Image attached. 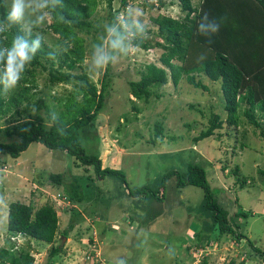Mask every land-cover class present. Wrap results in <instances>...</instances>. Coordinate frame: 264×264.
Returning <instances> with one entry per match:
<instances>
[{
    "label": "rangeland",
    "instance_id": "obj_1",
    "mask_svg": "<svg viewBox=\"0 0 264 264\" xmlns=\"http://www.w3.org/2000/svg\"><path fill=\"white\" fill-rule=\"evenodd\" d=\"M6 1L10 3V0ZM152 2L138 0L130 5L142 10V18L148 29L155 27L151 17L165 14L177 18L181 14L177 2L160 11L149 5ZM119 6L120 1L117 0L114 7L117 9ZM107 7L108 0H101L99 12L91 20L95 26L101 27L98 33L97 28L93 29L97 41H100L104 25L108 23ZM49 35L50 39L57 38L51 32ZM54 39L51 41L55 43ZM86 39V61L89 62L85 67L100 87L106 69L99 74L90 71L93 45L98 42L93 36H86ZM161 52L137 48L112 66V72L117 75L111 92L110 109L99 115L94 128L88 127L79 137L87 153L97 156L104 168L123 172L130 187L133 190L147 188L146 195H130L118 177L94 178L95 184H92L86 203L79 205L89 208L87 211L81 208L85 215L75 220V227L68 239L59 235L57 240L64 247V252L53 264H98L97 260H100V264H196L207 255L212 264H261L246 256L251 253V248L245 239L224 235L217 240L218 231L209 233L212 211L202 208L205 200L202 189L194 186L178 189L175 177L167 180L164 188H161L162 178L167 173H185L190 165L204 168L216 201L228 211L230 225L235 231L238 226V233L244 234L264 250V184L258 175L260 170H264V139L243 118V125L237 129L225 125L221 131L222 139L211 137L193 142L200 131L209 126L208 105H214L213 111L223 119L227 118L222 110L220 85L202 77L209 86V92L195 89L186 79L180 82L178 93L171 85L167 88L157 86L154 92L157 91L162 98L136 101L140 114L137 118L132 113L130 99L133 98L128 92V81L139 80L140 70L158 64ZM44 83L45 78H41L42 94L39 98L44 99L51 109L60 104L58 98L64 101L74 88V84L44 87ZM190 104L202 105L207 116H200V112L188 108ZM159 121L164 122L168 139L148 144L147 139L151 138L153 127ZM5 123L3 120L0 125ZM186 125H192V128ZM230 129L237 131V135L231 133ZM229 133L230 136H227ZM223 166H227L228 170L224 171ZM236 167L240 168L241 175L250 178L243 189L235 184V177L231 175ZM1 172L0 250L4 247L11 249L7 244L10 203H33L36 208L46 203L53 204V201L60 203L63 187L58 189L48 185L46 180L50 173H62L68 180L72 175L95 176L93 171L86 174L84 169L75 168L68 154L50 151L39 143L31 144L18 160H8V165L0 168ZM40 181L44 182V186L40 185ZM150 191L159 192L158 198L154 199ZM64 213L62 209L59 210L61 231L68 228L71 217L68 212ZM237 213H245L248 217L238 218ZM195 233H200L201 238L215 240L213 246L196 247L199 242ZM91 238L94 242L90 241ZM10 241L16 248L30 250L34 264L48 263L50 245L23 237Z\"/></svg>",
    "mask_w": 264,
    "mask_h": 264
},
{
    "label": "trees",
    "instance_id": "obj_2",
    "mask_svg": "<svg viewBox=\"0 0 264 264\" xmlns=\"http://www.w3.org/2000/svg\"><path fill=\"white\" fill-rule=\"evenodd\" d=\"M119 1L120 6L116 9L114 4L117 0H108V23L115 15L125 13L131 4L138 0ZM100 2L101 0H64L65 8L57 11L66 17V22L59 23L53 19L50 24L35 28L33 36L37 33L43 36L42 48L26 68L15 89L5 94L0 88V123L6 121L5 125H0V134L3 137L0 139V168L6 167L8 160H18L31 144L39 143L50 151L58 150L68 154L73 159L75 168L84 169L86 174L91 171L95 173V176L85 175L86 177L72 175L71 180L62 173H50L46 180L48 185L58 189L63 187L60 193L62 201L58 204L53 201V204L46 203L36 208L33 203H10L7 244H10L11 249L4 247L0 250V264L35 263L30 250L16 248L10 241L20 237L50 245L47 264H53L64 252V247L57 239L60 234L68 239L75 227V220L85 215L79 205L86 203L95 179L118 177L130 195L134 196L146 195L148 191L147 188L133 190L123 172L104 168L103 162L97 156L88 154L79 139L85 129L95 127L99 115L110 109L111 92L117 75L109 65L103 73L99 87L85 67L88 57L86 36H93L97 41L93 29L97 28L98 33L101 28L91 21L99 12ZM175 2L180 8V16L174 18L159 14L157 17H151L155 27L148 29V39L138 47L143 51L162 52L158 64L154 63L148 69L140 70L139 80L128 81V92L133 98L130 99L132 113L136 116L140 114L136 101L148 102L152 97L158 100L162 98L161 94L154 92L157 86L167 88L171 85L178 93L180 82L186 79L195 89L209 92V86L202 80V77H206L212 84L220 85L222 110L226 112L227 118L223 119L213 111L214 105H208L209 126L201 130L193 142L198 143L211 137L222 139L221 131L225 125L237 129L243 125V118L253 126L255 133L264 139V0H153L149 5L160 11L167 5L173 6ZM8 6L10 3L0 0V18L4 16ZM205 13L212 18L222 19L220 31L211 38L202 36L197 31V25ZM53 16L55 17L56 13ZM18 31V26L10 29L6 40L0 38V46L10 45ZM49 32L57 36L52 38H55V43L48 38ZM66 40L71 43V47L67 52H62L59 49ZM50 51L56 52L54 60L48 57ZM201 54H204L205 59L198 63ZM41 78H45L44 87L74 84V88L64 101L58 98L60 104L51 109L44 99L39 98L42 94ZM188 108L200 112V116H207L202 105L190 104ZM126 119L128 120V117ZM186 126L192 128V125ZM59 129L64 130L63 134ZM229 131L235 132V135L238 133L234 129ZM152 132L151 138L147 139L148 144L168 139L163 121L155 123ZM223 170H228V167L223 166ZM231 175L235 177V184H239L242 189L250 180L240 174L239 167H236ZM258 175L264 184V170H260ZM173 177L178 189L194 186L204 192L202 208L212 211L209 233L218 231L217 240L224 235L238 236L239 240L245 239L251 248V253L246 255L248 259L264 264V250L253 244L244 234L238 233V226L235 231L230 225L228 211L216 201L204 168L190 165L185 173H167L162 178L161 188ZM39 183L44 186L43 181ZM150 193L154 199L160 194L153 191ZM162 194L164 195L163 192ZM88 208L82 209L87 211ZM61 209L64 214L68 212L71 215L68 228L64 231L60 230L58 214ZM236 217L248 216L245 213H237ZM199 235L200 233H195L199 242L196 247L213 246L215 240L210 241ZM90 241L94 242V239L91 238ZM96 263L100 264V260ZM196 264L212 263L207 255Z\"/></svg>",
    "mask_w": 264,
    "mask_h": 264
},
{
    "label": "clouds",
    "instance_id": "obj_3",
    "mask_svg": "<svg viewBox=\"0 0 264 264\" xmlns=\"http://www.w3.org/2000/svg\"><path fill=\"white\" fill-rule=\"evenodd\" d=\"M64 8V0H10V6L0 18V38L6 40L7 32L14 26H18L19 31L13 36L10 45L0 46V88L5 94L17 87L26 68L42 48L43 36L39 33L33 36L34 29L53 19L65 23L66 17L57 11ZM142 17L141 9L129 7L125 13L115 15L110 23L104 25L100 43L93 45L91 72L99 74L109 65L115 66L148 39L147 23ZM221 24L222 19L212 18L205 13L197 25V31L200 35L211 38L220 31ZM70 47L71 43L66 40L59 50L67 52ZM48 57L54 60L56 52L50 51ZM204 59V54H201L197 62ZM59 131L63 134L64 130ZM2 202L3 197H0V203Z\"/></svg>",
    "mask_w": 264,
    "mask_h": 264
}]
</instances>
